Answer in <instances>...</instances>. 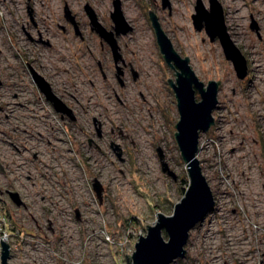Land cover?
<instances>
[{"label":"rangeland","instance_id":"obj_1","mask_svg":"<svg viewBox=\"0 0 264 264\" xmlns=\"http://www.w3.org/2000/svg\"><path fill=\"white\" fill-rule=\"evenodd\" d=\"M119 1L131 30L115 35V65L84 8L113 30V0H0V264L1 241L7 264H127L157 215H173L189 185L167 81L177 70L148 11L199 80H220L196 154L215 206L172 264H264V0H218L246 58L241 80L218 40L194 28L196 0ZM30 68L76 121L59 118Z\"/></svg>","mask_w":264,"mask_h":264},{"label":"water","instance_id":"obj_2","mask_svg":"<svg viewBox=\"0 0 264 264\" xmlns=\"http://www.w3.org/2000/svg\"><path fill=\"white\" fill-rule=\"evenodd\" d=\"M208 3L209 7L206 8L200 0L195 1L192 24L196 30H204L210 41L218 40L224 57L232 63L236 77L240 80L244 79L248 74L246 58L235 46L228 33L222 5L218 0H208ZM162 5L163 7L168 5L167 0H162ZM112 7L110 18L113 21V30L105 29L88 5H85L84 8L88 19H90L91 30H95L99 37L109 44L113 62L116 65L121 56L115 35L126 34L130 32L131 28L123 17L120 1L113 0ZM148 14L163 60L165 59L173 70L175 68L177 70L175 83L169 78L167 81L175 94L177 103L179 119L175 124L174 136L180 155L186 164L189 185L184 196L180 199V203L174 206L173 215L166 217L159 213L155 225L146 227V236L140 235L137 243L134 244L133 254L130 257L125 255V258L127 264H130V260L131 264H172L185 256L189 232L196 225L202 223L205 216L213 211L215 200H213L212 191L202 174V167H200L196 154L199 149V132L207 131L214 124L212 110L218 105L217 94L220 80L218 82L209 80L206 85L199 80L190 67L189 59L186 56L185 58L181 57L172 47L169 37L166 36L158 23L157 16L152 11H148ZM251 23V28H256V24ZM116 68L119 69L117 66ZM32 76L36 86L51 102L55 110L71 113V109L66 107L58 97H55L45 79L34 71ZM197 95L199 96L198 101L196 100ZM162 167L163 172H166L165 165ZM0 170L3 173L1 165ZM168 175L176 180L171 172H168ZM93 182V190L100 199L101 187L98 182ZM14 200L16 201L17 197H14ZM1 247V263L7 264L9 246L1 241Z\"/></svg>","mask_w":264,"mask_h":264},{"label":"flooded vegetation","instance_id":"obj_3","mask_svg":"<svg viewBox=\"0 0 264 264\" xmlns=\"http://www.w3.org/2000/svg\"><path fill=\"white\" fill-rule=\"evenodd\" d=\"M87 13V12H86ZM88 16V15H87ZM150 17V16H149ZM90 29H91V25H90ZM93 31H95V30H93ZM102 39V38H101ZM107 43V42H106ZM108 44V43H107ZM109 45V44H108ZM109 49H110V47H109ZM112 52V51H111ZM112 59H113V57H112ZM99 66H100V64H99ZM30 70V74H31V76H32V73H33V71H34V69L32 70L31 68L29 69ZM101 73H103V71L101 72ZM103 77H105V75H104V73H103ZM32 79H33V76H32ZM49 85V84H48ZM39 88V87H38ZM50 88H51V90H52V87L50 86ZM52 93L55 95V97H58L61 101H63V103L65 104V102H64V98H62V96H59V95H57L58 94V92L56 91L55 93L53 92V90H52ZM43 94V93H42ZM45 97V96H44ZM46 98V97H45ZM46 100H48L47 98H46ZM48 102L51 104V102L48 100ZM51 106H52V104H51ZM66 106V105H65ZM52 108H53V106H52ZM70 109H71V113L70 114H67V113H65V112H59V111H57V110H55V108H54V110L55 111H57L58 112V116H59V118H61L62 120H65V119H68V118H70L72 121H76V117H75V114L73 113V109L70 107ZM30 116V115H29ZM31 117L33 118V119H35V118H38L39 116H37V114L36 113H34V110H32V115H31ZM40 134V133H39ZM99 134V133H98Z\"/></svg>","mask_w":264,"mask_h":264},{"label":"bare ground","instance_id":"obj_4","mask_svg":"<svg viewBox=\"0 0 264 264\" xmlns=\"http://www.w3.org/2000/svg\"><path fill=\"white\" fill-rule=\"evenodd\" d=\"M131 4L133 5V1H132V0H128V5H131ZM129 7H130V6H129ZM133 8H134V7H133ZM129 10H130V9H129ZM130 11H131V10H130ZM141 143H142V142H141ZM146 167H147V166H146ZM147 168H148V167H147ZM214 206H215V203H214ZM213 209H214V207H213ZM212 212H213V211H212ZM212 212H211V213H212Z\"/></svg>","mask_w":264,"mask_h":264},{"label":"trees","instance_id":"obj_5","mask_svg":"<svg viewBox=\"0 0 264 264\" xmlns=\"http://www.w3.org/2000/svg\"><path fill=\"white\" fill-rule=\"evenodd\" d=\"M183 193H185V192H183ZM164 237L166 238V235L164 234Z\"/></svg>","mask_w":264,"mask_h":264}]
</instances>
